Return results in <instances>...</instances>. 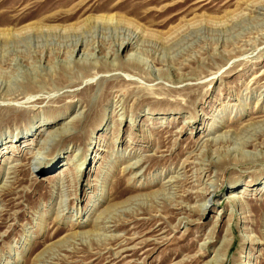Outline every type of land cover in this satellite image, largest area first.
<instances>
[{"label": "rangeland", "instance_id": "obj_1", "mask_svg": "<svg viewBox=\"0 0 264 264\" xmlns=\"http://www.w3.org/2000/svg\"><path fill=\"white\" fill-rule=\"evenodd\" d=\"M0 111V264H264V0H0Z\"/></svg>", "mask_w": 264, "mask_h": 264}, {"label": "bare ground", "instance_id": "obj_2", "mask_svg": "<svg viewBox=\"0 0 264 264\" xmlns=\"http://www.w3.org/2000/svg\"><path fill=\"white\" fill-rule=\"evenodd\" d=\"M89 8H92V6L91 7H89ZM77 12V11H76ZM76 12H74V11H72L71 13H70V15L71 14H74V13H76ZM54 16H56V15H54ZM56 19V18H55ZM98 19V18H97ZM112 18L111 17H105V18H103V17H101L100 19H98V22H102V20L103 21H105V22H109L110 20H111ZM65 30V29H64ZM12 32H13V30H11ZM61 32V31H60ZM66 33V32H65ZM58 35H60V34H58ZM57 36V35H56ZM61 36V35H60ZM69 36V35H68ZM65 37V38H70V37ZM131 38V37H130ZM7 39V38H6ZM70 42H71V40H70ZM133 43L134 42H132V40H130V39H125V40H123V41H121V43H119V45H118V48H117V54H116V57H118V54H119V52L120 51H122V50H124V49H127L128 47H131L132 45H133ZM67 44V43H66ZM70 45H71V43H70ZM69 47V46H68ZM85 41H84V39L82 38V37H80V36H75V39L73 40V44H72V54H75V53H77V54H79L81 51H82V53L83 54H85L86 53V51H85ZM56 51V50H55ZM60 51V50H59ZM71 52V51H70ZM61 53V52H60ZM71 54V55H72ZM87 54V53H86ZM69 55V54H68ZM88 55V54H87ZM73 56V55H72ZM71 56V58H73ZM85 56V55H84ZM89 56V55H88ZM91 56V55H90ZM135 55H133L132 53L131 54H127L126 56H125V58H124V60L126 61V64H133V65H135V66H137V67H140L142 64H141V62H137V60H136V57H134ZM57 57H59V56H57ZM83 57V56H82ZM69 58H70V55H69ZM71 58L70 59H68V60H71ZM86 58V57H85ZM58 59V58H57ZM74 59V58H73ZM90 59V58H89ZM89 59H87V61H89ZM43 60V59H42ZM68 60L66 61V62H68ZM77 60V59H76ZM79 60H81V59H79ZM59 61V60H58ZM82 61V60H81ZM85 62H86V59L84 60ZM62 62V61H61ZM61 62H59V63H61ZM74 62H75V59H74ZM73 61H72V63H74ZM77 62V61H76ZM84 62V63H85ZM91 62V61H90ZM88 64H84L83 66H81V67H83L84 69L86 68H89L90 69V67H95V68H102V65L101 66H99V65H92L93 63H89V62H87ZM96 63V62H95ZM70 64V63H69ZM75 64V63H74ZM107 64V63H106ZM61 65V64H60ZM105 65V64H104ZM49 66V65H48ZM107 66V65H106ZM105 66V67H106ZM68 68V67H67ZM82 68V69H83ZM44 82H47V80H45L44 79ZM78 81L77 80H70V82H69V87H75L76 85H78ZM90 87V86H89ZM92 87V86H91ZM90 87V88H91ZM67 96H71V93H65L64 95H63V97H67ZM94 107H95V104L93 105ZM95 109V108H94ZM97 110V109H96ZM93 111V108H91L90 106L88 107V109L87 110H85V111H83L81 114L82 115H75L72 119H70L69 121H66V122H64V123H62L61 124V126L60 127H58V128H55L54 130H49V133H48V136H47V138L46 139H44L42 142H39L40 143V147H41V149H42V151L41 150H38V152L37 153H35V155L33 156V163H32V166L34 167V168H36V167H40L41 166V163H43V162H45V161H50V158H49V156L48 155H45L44 153H45V151H43V149H47L48 148V145L49 144H52V143H54V145L52 144V147L54 146L55 147V145H57V143H59L60 141H63V140H66L67 138H69V137H72L73 136V133L71 132V130H70V127H72V128H77V126H79V125H81L82 123H84V121H85V116H86V114L87 113H89V112H92ZM12 112V111H11ZM5 116V115H4ZM4 116H3V114H2V112L0 111V120H2L3 118H4ZM92 117H93V115H92ZM89 120V119H88ZM90 121V120H89ZM54 123L55 124H57V122L55 121H51V122H49L47 125H48V127L47 128H49V127H52V126H54ZM40 126H44V124H42V125H38L37 126V129L38 128H41ZM81 127V126H80ZM34 134V132L33 133H25V134H23L22 133V138H24V137H26V136H29V135H33ZM36 134V133H35ZM18 135H19V133H18ZM17 135V136H18ZM24 135V136H23ZM19 141V140H18ZM56 143H55V142ZM0 152H1V146H0ZM47 158V159H46ZM55 159L56 158H53L52 160H54V161H52L51 162V164H48L47 166H46V168H49V167H52L53 168V166L54 165H56L57 164V160L55 161ZM73 160V159H72ZM75 161V160H74ZM59 162V161H58ZM78 162V161H77ZM83 164H85V162H83L82 164H81V167H80V169L79 170H82L83 169ZM139 164V162L138 161H136V162H133L132 164H130V165H128L127 167H126V170L127 169H133V168H135V167H137L138 168V165ZM40 165V166H39ZM79 165V164H78ZM41 169H42V167H40ZM78 168V167H77ZM13 169H16V168H13V166L12 167H9L8 168V172H6L5 170H7V169H5L4 171H3V173H2V175L6 172V178H5V181H4V183L2 184V185H0V197L2 196V195H4V194H6V192H5V190H7V189H9L10 187H11V185H9L8 184V182L10 183V182H12V178H13V176H11V174H13L14 173V170ZM43 170H45V168L43 169ZM15 173H16V170H15ZM1 174V173H0ZM139 174V172H136L135 173V175L137 176ZM77 176H79V180H80V176H81V174H79V175H77ZM17 177V176H16ZM77 178V177H76ZM65 180V179H64ZM78 180V179H77ZM78 180V181H79ZM17 181H19V179H17ZM20 181H21V179H20ZM168 182L170 183V182H173L172 181V179H170L169 181H167L166 183L168 184ZM13 183V182H12ZM36 184V183H35ZM38 184L39 185H41V182H38ZM65 186V185H64ZM16 190V189H15ZM15 190H13L12 188H11V190H9L8 192H7V194H6V197L7 196H10V195H12L13 193H15V194H18V192L19 191H15ZM61 191H63V190H61ZM104 191V190H103ZM24 192H25V190H24ZM60 193V192H59ZM65 193V192H64ZM111 194V193H110ZM60 195V194H59ZM15 196H17V195H15ZM57 196V195H56ZM22 196H17L16 198H14V197H11V198H8L7 200H8V203L9 204H12L14 201H16L17 199H19V200H21L20 198H21ZM102 198H107L108 196H107V194H106V192L105 193H102V196H101ZM231 197V196H230ZM237 197L238 196H232V200L233 199H237ZM101 198V199H102ZM167 198V197H166ZM239 198V197H238ZM156 199V198H155ZM168 199V198H167ZM63 200H64V198H63ZM161 200V199H160ZM165 200V199H164ZM163 200V201H164ZM136 201V200H135ZM64 202V201H63ZM66 202V201H65ZM135 204H138L139 202H134ZM66 204V203H65ZM64 205V204H63ZM67 205V204H66ZM113 207V206H112ZM200 211L201 212H203V211H205V209H206V204H203L200 208ZM117 210H119V209H117ZM2 211L3 210H0V214L2 213ZM105 212L106 211H101L100 213H99V215L97 216V218L95 219V221L93 222V227L96 229V228H103L104 230H106V231H110V229H111V227L113 226V225H111V224H113V223H116V222H118V219H117V216L115 215V214H109V213H107L106 215H105ZM85 223H87V221L85 220L84 222H80V220L78 221V223H76V225L77 226H82L83 224H85ZM105 231V232H106ZM79 233V232H78ZM87 234V233H86ZM94 237H96V236H94ZM98 237V236H97ZM118 236L117 235H106V241H116V238H117ZM100 239V238H99ZM253 239V238H252ZM66 240H67V238H66ZM98 240V239H97ZM118 240V239H117ZM255 240V239H254ZM103 241V240H102ZM252 241V240H251ZM253 242H255V241H253ZM112 250L111 249H108V250H106L104 253H110ZM126 250H121V251H119V252H125ZM218 253H216V255H217ZM215 255V256H216ZM220 256V255H219ZM214 258H217V257H214ZM214 258H213V260H214ZM220 258V257H219ZM219 260V259H218ZM217 260V261H218ZM215 262V261H214ZM216 263V262H215ZM212 264V263H211Z\"/></svg>", "mask_w": 264, "mask_h": 264}]
</instances>
